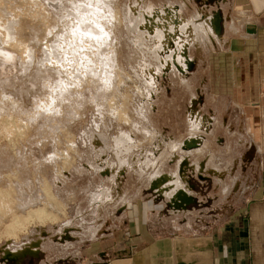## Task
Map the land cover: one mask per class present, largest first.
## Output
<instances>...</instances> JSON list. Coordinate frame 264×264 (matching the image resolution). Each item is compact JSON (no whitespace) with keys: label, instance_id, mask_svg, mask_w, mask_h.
I'll use <instances>...</instances> for the list:
<instances>
[{"label":"rangeland","instance_id":"374dc122","mask_svg":"<svg viewBox=\"0 0 264 264\" xmlns=\"http://www.w3.org/2000/svg\"><path fill=\"white\" fill-rule=\"evenodd\" d=\"M33 1L1 0L0 26L13 21L14 40L28 44L36 35L41 43L34 42L31 64L21 44L0 48V190L9 191L14 214L23 215L45 202L47 183L64 215L32 218L14 236L4 232L13 212L1 218L0 264H94L102 262L101 253L104 264H112L147 217L157 238L183 239L229 231L235 214L264 218V153H258L264 148V0H108L121 21L130 19L114 28L112 48L126 75L125 121L95 110L93 98L102 92L96 68L80 89L60 90L64 108L50 105L49 95L58 90L60 26L78 0ZM214 14L221 18L218 34L207 29ZM53 23L59 33L46 37ZM246 88L252 99L241 103ZM245 106L259 108L250 121ZM193 132L203 142L199 155L196 147L183 148ZM177 167L188 195L173 203L167 190L156 188L173 189ZM252 226L255 250L264 254V220ZM32 243L37 246L29 251ZM13 251L24 253L13 258Z\"/></svg>","mask_w":264,"mask_h":264},{"label":"bare ground","instance_id":"6f19581e","mask_svg":"<svg viewBox=\"0 0 264 264\" xmlns=\"http://www.w3.org/2000/svg\"><path fill=\"white\" fill-rule=\"evenodd\" d=\"M32 1V0H31ZM39 1V0H38ZM38 1H33V2H37ZM43 1V0H42ZM46 2H48V0H44ZM43 1V2H44ZM4 2V1H3ZM2 2V3H3ZM32 2V3H33ZM36 3V7L38 6ZM72 3V2H71ZM4 4V3H3ZM6 4H7V1H6ZM31 4V3H30ZM39 5L40 4V1H39ZM49 6V5H48ZM78 8L76 9H73L71 8V10H69L68 13V17H65L66 19H61V21L63 20H66L65 23H64V26H60L61 28V32H60V44L62 46H60V48L58 49V51H61V60H60V63L58 65V80L56 81L57 84L54 89H58V90H53L54 92L49 95L50 96V99H47V101H51L50 105H54V103H58V104H55L57 107H59V105L61 106V98H60V90L63 91V92H60L62 94L66 93L67 89H69L68 87H70L71 85L72 86H75L77 88L78 85H83V83H87L86 82V76L88 73H90L92 71L93 68H96L95 74H97V77L100 79V83H101V87H102V92L100 93V96L97 98H93L95 99L94 102L95 103V110L99 111V112H104L106 113L107 115H109V117L111 116V118H116V120L118 118H121V119H128L126 114H125V107H126V104H127V94L124 90V86H125V80H124V72L121 70V68H119V66L117 64H115L114 62L116 61V57H115V53L113 51L115 50H112V48L115 49L116 47V38L115 37V34H114V28L116 27V25L119 23L120 21V24L121 22H125V23H128L129 24V20L126 16L127 19L125 18H122V21L120 20V14L118 13V10L114 4V2H110L108 0H78V6H76ZM3 8V5L1 4V0H0V16L1 14L3 13V11L1 12V9ZM6 8V7H5ZM35 8V7H34ZM46 8V7H45ZM7 9V8H6ZM41 9V8H40ZM43 11H44V7H42ZM41 9V10H42ZM4 10V8H3ZM9 10V9H8ZM38 10H39V7H38ZM40 10V11H41ZM123 11V10H122ZM42 12V11H41ZM8 13V12H7ZM13 13V12H12ZM35 13V12H34ZM45 13V12H44ZM67 13L66 16H67ZM59 14V13H58ZM74 14V15H73ZM135 14V13H134ZM4 15V14H3ZM2 15V16H3ZM9 15V14H8ZM132 16V15H131ZM10 17V16H9ZM7 17V18H9ZM3 18V17H2ZM13 18V16H12ZM15 18V17H14ZM18 18V17H17ZM32 18V17H31ZM42 18V17H41ZM5 19V18H4ZM11 19V18H10ZM59 19V20H60ZM3 20V19H2ZM19 20V19H18ZM152 20V19H151ZM209 20V19H208ZM25 21V19H24ZM31 21V19H30ZM41 21V20H40ZM39 21V23H40ZM8 22V20H7ZM6 22V23H7ZM11 22V20H10ZM122 22V23H123ZM146 22V21H145ZM152 22V21H150ZM5 23V24H6ZM16 23V21L14 22ZM19 23V22H18ZM52 23V22H51ZM61 23V22H60ZM208 23V26H207V29L208 31L212 32L214 29H212L214 27V20L210 23ZM1 24V22H0ZM13 24V21L12 23L10 24L9 22L6 24V25H3V26H0V29L2 31V33L0 34V37L2 39H0V48H2V45L6 46V44H10L13 43L15 44V46L17 45H20V46H23L22 50H23V55L25 56H28L29 58V63L31 64L33 61L32 60V57L31 55L33 54V47L35 46L34 45V42H38V38L37 36L35 35V39L33 40V42L31 41L30 43L27 44V42L25 43V39H21L24 41V43L26 44H22L23 41L20 40V43L17 41V40H14L15 39V36L16 34H14L15 32L11 29L12 25ZM17 24V23H16ZM149 24V23H148ZM2 25V24H1ZM24 25V24H23ZM40 25V24H39ZM51 25V24H50ZM61 25V24H60ZM16 26V25H15ZM20 26V24H19ZM127 26V25H126ZM201 26V25H200ZM14 27V26H13ZM18 27V26H17ZM27 27V26H26ZM33 27V26H32ZM43 27H47V26H44ZM52 27V26H51ZM57 27H59V24L56 26L54 23H53V27L50 29V28H46V37L49 35V33L51 32L52 33H56L57 31ZM128 27V26H127ZM206 27V26H205ZM20 28V27H19ZM44 29V28H43ZM13 31V34H12V31ZM14 30H17V29H14ZM20 30V29H19ZM22 30V29H21ZM37 30V29H36ZM45 30V29H44ZM189 30V29H188ZM203 30V29H202ZM33 31V30H32ZM53 31V32H52ZM59 31V30H58ZM57 31V32H58ZM205 31V29L203 30V32ZM34 32V31H33ZM188 33L190 31H187ZM186 32V33H187ZM195 32V31H194ZM198 32V31H197ZM199 32L201 33V31L199 30ZM208 32V33H210ZM214 32V31H213ZM17 33V32H16ZM19 33V32H18ZM32 33V32H31ZM44 33V32H43ZM59 33V32H58ZM17 35H21V34H17ZM57 35V34H56ZM188 35V34H187ZM191 35V34H189ZM24 36V35H23ZM51 36V35H50ZM55 36V34L53 35ZM41 37V36H40ZM58 37V35H57ZM189 37V36H187ZM207 37V36H206ZM22 38V36H21ZM43 38V37H42ZM30 39V38H29ZM59 39V38H58ZM40 40V39H39ZM29 41V40H28ZM45 46L47 45L48 42V39L45 40ZM53 41V40H52ZM36 42V43H37ZM40 42V41H39ZM38 42V43H39ZM35 43V44H36ZM37 43V44H38ZM41 43V42H40ZM7 44V45H8ZM36 44V45H37ZM11 45V44H10ZM43 45V46H44ZM3 46V47H4ZM48 46V45H47ZM55 46V45H54ZM59 46V45H58ZM12 47V46H11ZM14 47V45H13ZM62 47V48H61ZM5 48V47H4ZM107 48L111 49L110 51L112 52H109V49L107 51ZM3 49V48H2ZM17 50V49H15ZM18 50H19V47H18ZM47 52H50V50L48 49ZM109 52V53H108ZM1 53V52H0ZM101 56L103 58L104 61H102L100 58L98 59V57ZM7 59V58H6ZM22 59V58H20ZM27 59V58H26ZM34 59V58H33ZM3 60V59H2ZM57 60V59H56ZM55 63V62H53ZM38 64V63H37ZM36 65V64H35ZM74 66H76L75 68L77 69V71H73L71 70ZM37 67V66H35ZM78 67V68H77ZM73 68V69H75ZM70 71L72 73H70ZM88 71V72H87ZM97 72V73H96ZM92 75V74H91ZM124 76V77H122ZM93 77V76H92ZM90 78V77H89ZM127 79V78H126ZM130 80V79H129ZM79 81H82V82H79ZM95 82V80H93ZM128 81V80H127ZM89 82V81H88ZM24 83V82H23ZM132 83V81H131ZM93 84V83H92ZM58 85V86H57ZM80 85V87H82ZM91 85V84H90ZM93 86V85H91ZM128 86V85H127ZM74 87V88H75ZM88 87V86H87ZM72 88V87H71ZM72 88V90L74 89ZM79 88V86H78ZM80 89V88H79ZM78 89V90H79ZM75 90V89H74ZM96 90V89H95ZM58 91V92H57ZM77 91V90H76ZM75 91V92H76ZM52 92V91H51ZM50 92V93H51ZM78 93V92H77ZM61 94V95H62ZM69 94V93H68ZM140 94V93H139ZM53 95V96H52ZM77 95V94H75ZM81 96V95H80ZM83 96V95H82ZM82 98V97H80ZM92 98V97H91ZM46 99V98H45ZM64 99V98H63ZM62 99V100H63ZM69 99V98H68ZM65 100V99H64ZM63 100V102H64ZM79 100H82V99H79ZM67 101V100H65ZM93 101V100H92ZM46 102V101H45ZM70 102V101H68ZM83 102V101H82ZM48 103V102H47ZM48 103V105H49ZM88 103V102H87ZM63 104V103H62ZM66 105V104H65ZM128 105V104H127ZM47 106V105H46ZM51 107V106H49ZM55 107V106H54ZM53 107V108H54ZM60 108H64V107H60ZM56 109V108H55ZM10 110V109H9ZM61 110V109H60ZM58 109V112L60 111ZM102 110V111H101ZM11 111V110H10ZM49 111V110H48ZM49 113V112H48ZM103 113V115H104ZM52 114V112H51ZM65 116V115H64ZM63 116V117H64ZM101 116V115H100ZM12 117V116H11ZM103 117V116H102ZM198 117V116H197ZM120 119V120H121ZM119 120V119H118ZM6 121V120H5ZM9 121V120H7ZM6 121V122H7ZM127 121V120H126ZM201 123V122H200ZM10 126V125H9ZM23 126V124H22ZM5 127V125H4ZM19 127V126H18ZM17 128V127H16ZM25 128V127H24ZM199 128V127H198ZM16 130V129H15ZM17 130H23V129H20V128H17ZM195 131V130H194ZM17 132V131H16ZM18 132V133H19ZM22 132V131H21ZM12 133V132H11ZM197 133V132H196ZM199 133V132H198ZM16 134V133H15ZM21 134V133H20ZM191 134V133H190ZM195 133L193 132V136H190V138H188V141L185 142V146L183 147L185 150L186 149H189V142L192 143L193 141H195L198 145L196 146L195 150L193 151V153H196V154H201L204 152L203 148L200 149L199 145L203 142L200 140L199 135L196 134V136L194 135ZM15 136V135H14ZM71 136V134H70ZM16 137V136H15ZM18 137V136H17ZM66 138V137H65ZM195 139V140H193ZM74 140V139H73ZM121 142V141H120ZM70 143V142H69ZM174 144V143H173ZM73 145V144H72ZM176 145H179V144H176ZM69 146V145H68ZM139 146V145H138ZM205 146V145H203ZM202 146V147H203ZM71 147V146H70ZM175 147V148H174ZM179 147V146H178ZM176 146H173L174 149L178 148ZM182 147V146H180ZM70 149V148H69ZM178 150V149H177ZM182 150V148H181ZM69 151V150H68ZM173 151V150H172ZM171 151V152H172ZM175 151V150H174ZM170 152V153H171ZM181 152V151H180ZM186 152V151H185ZM183 153V154H182ZM192 153V152H191ZM63 154V153H62ZM208 154V153H207ZM64 157H65V153L63 154ZM74 155V154H73ZM181 164L184 162V152H181ZM58 156V155H57ZM71 156V155H70ZM187 156V155H186ZM67 158V157H66ZM60 159V158H59ZM64 159V158H63ZM68 159V158H67ZM62 160V159H60ZM70 160V159H69ZM71 161V160H70ZM180 161V160H179ZM53 162V161H52ZM68 162L66 161V159L62 162V167L63 165L66 166ZM70 163V162H69ZM179 164V163H178ZM198 164V162H197ZM70 165V164H69ZM113 165V164H112ZM120 165V164H119ZM124 165V164H123ZM51 166V165H50ZM52 167V166H51ZM67 168V167H66ZM180 168V166H179ZM177 167L176 171H175V179H174V182H170L169 185H172L171 187H174L173 189H169V187H165L164 186H160L159 188L157 187V192L159 193H162L163 190L166 191V195L169 197L170 200H174L173 198H175L176 200L177 199H182L183 198V195H188L187 193L184 192L185 187L186 185L184 183H181L179 179H182V181L185 179L184 177H182V171L181 169H179ZM213 168V167H212ZM196 171L199 172L200 171V166L197 165L196 167ZM216 173H217V170L215 168ZM156 172V170H155ZM158 172V171H157ZM212 172V171H211ZM160 175V173L158 174H154V178H157L158 176ZM184 176V175H183ZM165 179H167V176H163ZM154 178H151L154 179ZM162 177L160 176L159 179H161ZM150 179V178H149ZM170 179V178H169ZM150 180V181H151ZM154 181V180H152ZM162 181V180H160ZM164 181V180H163ZM162 181V182H163ZM155 186H156V183H154ZM160 184V183H159ZM184 186H183V185ZM47 185V183L45 184ZM44 185V188H43V191H45L46 193V196L44 194V199L45 202L43 204H40L39 206L40 207H36L35 209H30L29 212H27L26 214H23V215H16L14 214V207L12 208V199L10 198L11 194L6 191H2L0 190V222H1V218L5 217L6 215L10 214L11 216V213L13 212L12 216H11V220H9V223L8 225L6 226L5 224V229H4V232H5V235H11V236H14V232L19 229V231L21 230V227L22 229L23 228V225L25 224V222H27L28 220L30 219H34V218H37V219H40V220H44V219H48V218H51V220L54 219H57L58 217H62V208L61 206H63V204L61 205V203L59 202V200H57L54 196L51 195V192H49V187L48 185L45 186ZM151 185V184H150ZM161 185V184H160ZM153 185V187H155ZM185 187V188H184ZM167 188V189H166ZM169 189V190H168ZM9 190V189H8ZM51 191V190H50ZM156 192V193H157ZM188 192V191H187ZM102 194V193H101ZM183 194V195H182ZM97 197H99L98 195H96ZM102 197V196H100ZM98 199V198H97ZM95 200V199H94ZM30 201V200H29ZM36 201V200H35ZM42 201V200H41ZM43 202V201H42ZM175 201H173L174 203ZM15 203V202H14ZM35 203V202H34ZM41 203V202H40ZM172 203V204H173ZM65 206V205H64ZM64 215V214H63ZM9 217H6V219H8ZM4 219V218H3ZM5 219V220H6ZM36 220V219H34ZM58 220V219H57ZM83 220V219H82ZM32 222V220H31ZM35 222V221H34ZM39 222V221H38ZM41 223V222H40ZM2 224V223H1ZM4 225V224H3ZM66 225V224H65ZM38 227V226H37ZM67 227V226H65ZM66 232H67V229H65ZM65 232V231H64ZM63 232V233H64ZM17 236V235H16ZM15 236V237H16ZM62 238H68L67 237V233L63 234L61 236ZM14 240V239H13ZM37 246V244H28V250L30 251H34V248L32 249V247H35ZM21 247V246H20ZM22 248V247H21ZM27 252V251H26ZM15 253V254H13ZM24 253V251H22L21 253H18L16 254V251L14 252H11L9 253L8 255H10L11 257L13 258H16V255H22ZM14 255V256H13Z\"/></svg>","mask_w":264,"mask_h":264},{"label":"crops","instance_id":"0c3cea01","mask_svg":"<svg viewBox=\"0 0 264 264\" xmlns=\"http://www.w3.org/2000/svg\"><path fill=\"white\" fill-rule=\"evenodd\" d=\"M212 19L214 20V17ZM212 19L208 22H212ZM245 53L240 55V59L245 56ZM245 93L249 95L244 98L245 100L240 99L241 103L251 98L253 91L246 88ZM254 93V96L257 95L258 90H254ZM259 98L254 97L256 103L259 102L257 101ZM245 108H248L246 114L249 115V121L252 114L256 113L257 116L259 113L258 107L245 106ZM257 138L259 139L258 135ZM258 153L263 154L264 148L258 149ZM256 190H259V186ZM254 216L256 219H253L252 215L235 214L229 220L235 224L233 229L186 239L177 235L157 238L149 228L151 225L148 226L147 217L143 222V228L140 227L141 229L138 230L139 236L135 234L133 242L127 248L118 250L112 264H124V262L126 264H264V254H261L259 249L256 251L254 247L253 234H258V231L252 226L253 221H262L264 218L258 216V219L256 215ZM138 239L145 242L144 246H138L140 244L136 242ZM100 257L102 262L94 264H104L105 256L101 253Z\"/></svg>","mask_w":264,"mask_h":264},{"label":"water","instance_id":"95a60500","mask_svg":"<svg viewBox=\"0 0 264 264\" xmlns=\"http://www.w3.org/2000/svg\"><path fill=\"white\" fill-rule=\"evenodd\" d=\"M214 16H215V21H214V28L213 29H214V32L216 34H218L221 30V18L218 14H214ZM191 65H192L191 62H187L188 68H190ZM188 146H189V149H191V148H195L197 146V144L195 141H193L192 143H189ZM153 183H155V182H153ZM153 185L155 186V184H153Z\"/></svg>","mask_w":264,"mask_h":264}]
</instances>
